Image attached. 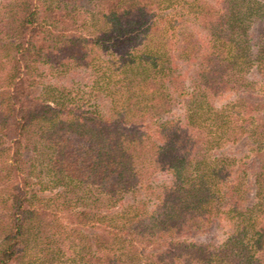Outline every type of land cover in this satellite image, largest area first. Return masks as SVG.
Listing matches in <instances>:
<instances>
[{
  "label": "trees",
  "instance_id": "1",
  "mask_svg": "<svg viewBox=\"0 0 264 264\" xmlns=\"http://www.w3.org/2000/svg\"><path fill=\"white\" fill-rule=\"evenodd\" d=\"M0 264H264V0H0Z\"/></svg>",
  "mask_w": 264,
  "mask_h": 264
}]
</instances>
